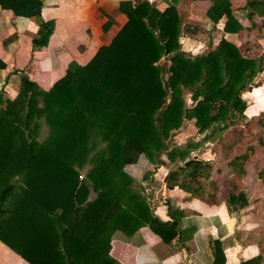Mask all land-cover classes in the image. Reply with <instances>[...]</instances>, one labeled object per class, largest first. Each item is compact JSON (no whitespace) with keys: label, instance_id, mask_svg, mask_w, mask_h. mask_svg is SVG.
Wrapping results in <instances>:
<instances>
[{"label":"trees","instance_id":"16d2710c","mask_svg":"<svg viewBox=\"0 0 264 264\" xmlns=\"http://www.w3.org/2000/svg\"><path fill=\"white\" fill-rule=\"evenodd\" d=\"M205 1L211 6L199 22L182 21L174 3L160 10L149 0L119 1L126 22L86 64L70 61L47 90L23 73L1 81L0 242L21 259L120 264L110 254L112 241L132 243L144 227L168 244L180 235L182 213L177 218L168 205L171 221L161 222L150 205L160 186L153 174L164 159L176 167L167 174L168 187L180 179V187L200 201L229 210L252 204L245 189L236 195L225 190L223 197L224 184L216 192L204 189V181L213 180L212 166L196 152L244 121L242 95L260 86L264 54L246 56L229 41L247 30L230 0ZM42 6L43 0H0L16 17H39ZM244 7L251 27L255 17L264 27V0H248ZM222 20L216 46L197 55L181 50L182 35L202 26L213 30ZM6 85L16 91L14 99L4 94ZM256 123L264 129V120ZM188 124L202 140L173 146ZM248 150L254 153L255 147ZM247 160L244 152L229 162L233 175L247 176ZM136 169L139 178L132 173ZM261 248L258 257L240 264H263ZM168 255L160 253L159 260Z\"/></svg>","mask_w":264,"mask_h":264},{"label":"crops","instance_id":"0c3cea01","mask_svg":"<svg viewBox=\"0 0 264 264\" xmlns=\"http://www.w3.org/2000/svg\"><path fill=\"white\" fill-rule=\"evenodd\" d=\"M119 1L122 0H43L40 16L32 18L16 17L11 10L0 7V61L5 65L0 69V86L5 77L23 73L47 90L64 75L70 61L86 64L100 47L110 43L126 22L117 9ZM149 1L160 10L168 5L166 0ZM169 1L175 2L177 9L182 6L181 1ZM202 1L207 3L198 0L190 4L182 21L200 19L193 10ZM48 24H53L51 29ZM184 36L182 38L189 41L187 48L202 45L192 43L193 35L185 33ZM3 92L10 99L16 96L11 85L3 86ZM167 163L164 159L153 174L160 186L150 199V205L161 222L171 221L168 205L175 209L177 218L180 216L177 212L182 213L178 222L180 235L178 231V235L165 244L144 227L132 243L112 241L110 254L120 264H240L258 257L262 248L252 235V204L244 210H229L224 204L208 205L190 196L189 190L186 193L177 186L168 187ZM140 172L136 169L135 176L139 178ZM213 241H216L217 252L214 263ZM160 253L169 255L159 260ZM0 264L29 263L0 242Z\"/></svg>","mask_w":264,"mask_h":264},{"label":"rangeland","instance_id":"374dc122","mask_svg":"<svg viewBox=\"0 0 264 264\" xmlns=\"http://www.w3.org/2000/svg\"><path fill=\"white\" fill-rule=\"evenodd\" d=\"M166 1L170 4L169 0ZM176 1H178V3H180V1L182 2V6L177 9L179 17L182 20L188 14L187 12L190 4H194V2L198 0ZM230 1L234 15L245 25L247 30L243 32L241 36L236 37L234 40L229 39V41L234 43L240 49L241 53L246 56L254 58L264 54V27H261V18L255 17L254 21L256 26L251 27V23L245 17L248 9L246 10L244 6L245 2L248 0ZM197 6V9H195L196 11H193L196 14H199V18H202L207 9L211 6V3L208 1L207 3L202 1L199 2ZM195 21L199 22L200 19H196ZM222 24L223 20L218 23L217 27L213 30L211 28H204L203 26L202 29H198L190 39L192 40V43H201L202 45L197 44V47L193 49L187 48L186 45L189 41L182 38L185 37V34L182 35L180 37L182 39L179 38L181 50L191 55H197L208 50L210 47L209 45L216 46L221 39L219 28H221L220 26ZM256 82L260 84L259 87L252 88L249 93H244L242 95V99L247 104L244 121H237L234 126L230 127L219 137L214 139L215 141L211 143V145H201L196 154L199 159L210 162L212 166L213 180H205L204 189L210 192H216L215 190L218 188V185L220 186L221 184H224V186H228V188H223L221 190V197L225 195L227 190L229 194L233 195L238 194L242 189L248 191L253 206L250 209V212H252V216H254V226L251 227V230L255 235H252L257 241H259L260 246H264V180L258 177V170H261L260 168L264 167V145H262V142H258V138L260 137L264 140V129H259L256 123L259 119L264 120V63ZM187 104L190 105L188 99ZM202 138L203 136L199 135L197 131L193 129L192 124H188L182 132H179L173 138V140L177 141L173 146L184 147L189 144V142L196 144L200 142ZM249 146L255 147L254 153H251L248 150ZM244 152L249 153V160L243 162V166L248 170V174L241 179L238 178V176L233 175L236 170L230 166L229 162L234 159V157L240 156ZM166 167H168L167 170H169V172H174V170H176V167L169 163H167ZM132 173L135 175L136 171L133 170ZM229 180H233L234 183L232 184L235 186H232ZM181 182L182 180L177 179L171 182L173 184L169 186H177L186 192L187 189H185V186L180 187ZM191 193L188 192L190 196ZM232 209L236 210L235 208Z\"/></svg>","mask_w":264,"mask_h":264},{"label":"built area","instance_id":"2783aa9c","mask_svg":"<svg viewBox=\"0 0 264 264\" xmlns=\"http://www.w3.org/2000/svg\"><path fill=\"white\" fill-rule=\"evenodd\" d=\"M81 178V177H80Z\"/></svg>","mask_w":264,"mask_h":264}]
</instances>
